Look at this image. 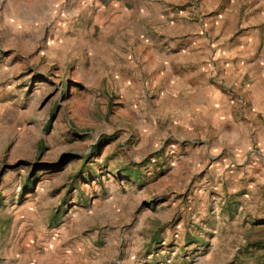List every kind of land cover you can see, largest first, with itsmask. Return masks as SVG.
Listing matches in <instances>:
<instances>
[{"label": "rangeland", "instance_id": "1", "mask_svg": "<svg viewBox=\"0 0 264 264\" xmlns=\"http://www.w3.org/2000/svg\"><path fill=\"white\" fill-rule=\"evenodd\" d=\"M127 11L83 16L58 46L1 16L0 240L61 264H264V159L211 149L218 127L185 120L200 87L239 88L226 58L263 64L264 0Z\"/></svg>", "mask_w": 264, "mask_h": 264}, {"label": "crops", "instance_id": "2", "mask_svg": "<svg viewBox=\"0 0 264 264\" xmlns=\"http://www.w3.org/2000/svg\"><path fill=\"white\" fill-rule=\"evenodd\" d=\"M137 2L138 0H0V21L3 16L12 35L19 40L28 41L29 31L38 27L46 31L47 44L58 46L62 40L73 36L83 16H91L93 22L112 23L125 17L127 10L136 7ZM259 39L256 35L253 41L257 42ZM239 43L242 44L240 41ZM236 54H241V51L233 52L230 56ZM225 61L228 66L225 69L226 84L230 85L237 80L239 88L230 93L228 90L213 92L206 85L203 89L200 87L197 92L200 93L199 98L185 120L191 126H207L210 123L218 127L215 133L216 145L211 149L224 150L242 157L253 146L251 157L256 158L254 153H257V157L264 159V62L262 64V59L254 61L251 55L248 58H226ZM172 75L175 78L174 90L178 92L184 88L187 92L190 91L192 85L185 76L180 82L179 76L173 72ZM195 111L199 115L198 121L191 116ZM0 264L61 262L55 251L48 252L39 243L33 245L28 236L18 240V235H11L5 243L0 240Z\"/></svg>", "mask_w": 264, "mask_h": 264}]
</instances>
